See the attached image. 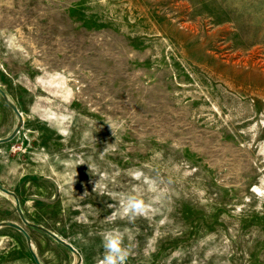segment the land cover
Instances as JSON below:
<instances>
[{"label":"rangeland","instance_id":"374dc122","mask_svg":"<svg viewBox=\"0 0 264 264\" xmlns=\"http://www.w3.org/2000/svg\"><path fill=\"white\" fill-rule=\"evenodd\" d=\"M0 88V184L80 264L106 229L125 264H264V0H0ZM1 222L74 264L0 192ZM0 264H35L14 228Z\"/></svg>","mask_w":264,"mask_h":264},{"label":"water","instance_id":"95a60500","mask_svg":"<svg viewBox=\"0 0 264 264\" xmlns=\"http://www.w3.org/2000/svg\"><path fill=\"white\" fill-rule=\"evenodd\" d=\"M0 96L3 99L4 103L12 110V112L17 117V123H16L15 127L13 128L12 132L7 137L0 138V144H3V143H7V142L11 141L19 133V131L23 125V119H22V116H21L20 112L18 111L16 105L12 102V100L9 98V96L1 88H0ZM0 192L12 199L15 211L17 212V214H18L20 220L23 222V224H25L29 227H32L36 230L41 231L42 233H44L45 235H47L48 237L53 239L55 242H57L58 244L62 245L67 250H69L75 257L74 264H80L81 263V256H80L79 252H77V250H75L69 243L64 241L62 238H60L58 235H56L55 233H53L49 229H47L41 225L31 223L25 219L23 212H22L20 205H19V200L13 192L7 190L1 184H0ZM2 227L14 228V229L18 230L20 233H22L23 236L25 237L28 250H29L35 264H41L40 261L38 260L37 256H36V254H35V251L33 250V244L31 242L29 235L20 225L13 223V222H1L0 228H2Z\"/></svg>","mask_w":264,"mask_h":264},{"label":"clouds","instance_id":"9594fccd","mask_svg":"<svg viewBox=\"0 0 264 264\" xmlns=\"http://www.w3.org/2000/svg\"><path fill=\"white\" fill-rule=\"evenodd\" d=\"M125 213L141 214L145 205L134 195H128L123 201ZM103 258L97 264H125L128 249L123 246V233L119 229H106L100 233ZM77 239H83L82 234H77ZM86 243V241H85Z\"/></svg>","mask_w":264,"mask_h":264},{"label":"bare ground","instance_id":"6f19581e","mask_svg":"<svg viewBox=\"0 0 264 264\" xmlns=\"http://www.w3.org/2000/svg\"><path fill=\"white\" fill-rule=\"evenodd\" d=\"M21 114V113H20ZM21 116H22V114H21ZM23 117V116H22ZM10 200L12 201V199L10 198ZM13 202V201H12ZM33 250L35 251V248H34V246H33ZM75 262V261H74Z\"/></svg>","mask_w":264,"mask_h":264}]
</instances>
